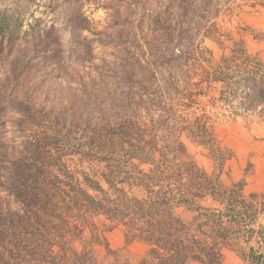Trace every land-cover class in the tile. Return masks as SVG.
Masks as SVG:
<instances>
[{"label": "trees", "instance_id": "16d2710c", "mask_svg": "<svg viewBox=\"0 0 264 264\" xmlns=\"http://www.w3.org/2000/svg\"><path fill=\"white\" fill-rule=\"evenodd\" d=\"M240 1L264 9V0H128L138 11L115 10V30L104 34L82 5L110 11L118 0H42L50 23L28 12V0H0V103L19 134L17 143L0 138V264H97L96 246L115 252L93 226L120 227L128 243L144 244L137 264H221L228 242L246 243V230L252 238L243 183L210 179L179 140L186 133L227 162L213 139L217 112L235 119L264 109V65L253 63L243 41L250 29L237 27L236 43L211 21L238 16ZM100 38L111 50L102 67L92 54ZM223 38L234 44L231 59L214 63L201 40ZM84 62L96 76L80 73ZM204 98L201 113L177 114ZM73 160L92 171L79 180ZM206 198L223 210L202 206ZM179 208L195 216L186 221ZM95 216L103 222L90 223ZM84 228L90 250L68 256V239ZM263 255L250 249L251 264Z\"/></svg>", "mask_w": 264, "mask_h": 264}, {"label": "rangeland", "instance_id": "374dc122", "mask_svg": "<svg viewBox=\"0 0 264 264\" xmlns=\"http://www.w3.org/2000/svg\"><path fill=\"white\" fill-rule=\"evenodd\" d=\"M239 3L243 6L236 10V12L240 13L238 16L230 18L220 15L211 21L213 24L217 25V28H220L222 32L228 33L231 39H234L235 42L239 41L240 36L237 34L235 29L237 27L242 29V27L247 26L250 29L249 34L251 35L243 36L245 49L247 48V51L250 54L249 56L251 57L250 59L253 60L254 64L262 63L264 65V9L251 10L245 5V2L240 1ZM44 5L48 6L49 8L47 2H42V0H28L27 10L29 13H33L35 16H40L41 13H44L43 16L45 21L50 23L51 19L54 18L52 14L53 12H46L48 10L44 9ZM99 5H101L100 2H90L88 4L82 5V7L85 13L93 20L96 26L95 30L103 31L104 34L110 33L108 31V27H110L112 31L115 30L114 19L111 17V14L115 10L121 9V13H123L125 16L131 15L133 11H138L136 10L138 9L137 5L129 4L128 0H118V2L114 3L112 6L117 8L114 10L111 9L110 11L103 10L99 7ZM146 8H148V6H146ZM212 23L208 24V26H210ZM64 35L66 42L68 36L65 33ZM87 36L92 42L98 39L96 34L94 35L93 32H91V35L87 34ZM100 41L101 44L95 47L94 53L92 54L94 58V64L102 67L104 62L101 65L100 60L106 59L108 62V55L111 53V50L108 49L106 45H102V43L108 41V38H105L103 41L101 39ZM139 41L141 44H143L142 37H139ZM201 43L202 49H207V51L212 53L214 63L222 62L225 59H231L229 58L230 50L234 48V44L230 42L228 38H223L220 43H216L215 41L211 40H201ZM226 63L227 65H232L229 61ZM88 65L90 64H86L84 62V67H82L83 70L80 73H92V76H96V70L95 73L93 71H89ZM262 69V73H264V66ZM207 93L213 97L218 94L217 91H215L214 95H211L212 92L209 93L208 88ZM206 102H208V99L204 98V104L202 105H192L189 106V108L185 107L181 110L177 109V114L184 116H188L191 113L199 114L201 113L200 107H203ZM220 112L221 111L217 112V114L220 116L214 124L212 134L213 139L215 140V146L219 144L221 149H224L222 147L230 148V150H227V154H224V152L222 155L223 158H229L227 162L224 161L222 163L221 160H218V157L212 152L210 146L199 144L186 133H182L179 136V140L191 161L210 179L219 175L221 183L226 187H230V183L232 182V179H234L233 176H242V180L243 177L246 176V184L249 183L250 185H256L258 183L257 185L260 188L257 192L252 189H246V208L241 207L242 210H246V217H248L246 220V225H248L253 217H264V109L263 111L257 113H249L246 114V116L235 118L236 120L234 118L223 117L224 114L221 115ZM12 115L13 114L11 113L10 109L0 103V138L6 137V139L9 138V140L11 139L17 143V137H19V134L17 128L15 129L12 127L13 121L10 119V117H14ZM215 118H217V115L214 117V119ZM240 141L246 143V162L242 159H239L237 156V154H240V148L238 146H242ZM91 168L88 167V164L86 163L81 164L75 160L69 162L70 171L79 180L82 179L81 171L90 173L92 171ZM102 186L105 190H108V186L106 184L102 183ZM232 190L234 191V196H236L238 193L237 189ZM92 195L96 198L100 197L97 193H92ZM200 204L204 207L223 210V206L219 205L217 202L209 200L208 198L202 199ZM176 214L186 221H190L192 217L195 216L194 212L185 208L176 209ZM89 220L90 223L97 225L98 223L100 224V222H103L102 217L97 216L90 217ZM108 225L109 224L106 223L105 227ZM92 230L96 234H98L99 231L101 234L100 238H104L103 243L105 242L107 245H109L110 250L115 252V255H106L103 250L104 248L102 247L104 244L101 242L103 245L99 247L96 246V249L93 252L96 258L94 262L97 264H110L113 262L114 258L117 260L115 264H123L124 260H126L129 264H137V262L147 252V247L144 244L138 242L128 243V240L125 238V234L120 227L106 233L102 232V226H98V228L93 226ZM89 231L90 228H84L80 235H77V232H74L68 239L63 251L71 257L73 254L77 255L83 252L82 249L84 245H87V248L89 249L90 246L88 243L93 241H90ZM246 235L248 236L247 230ZM257 235L259 237V241L257 242L261 243V254L264 252V243L263 239H260V234L257 233ZM232 243L235 247L236 243H240V241ZM228 244V246L231 245L229 242ZM262 259H264V255Z\"/></svg>", "mask_w": 264, "mask_h": 264}, {"label": "crops", "instance_id": "0c3cea01", "mask_svg": "<svg viewBox=\"0 0 264 264\" xmlns=\"http://www.w3.org/2000/svg\"><path fill=\"white\" fill-rule=\"evenodd\" d=\"M246 51H247V48H246ZM247 54L250 55L248 53V51H247ZM241 143H242V146L241 145L238 146L240 148V154H237V156L239 159H242L246 162V146H245L246 143H243V141ZM222 148H224L226 150H230L229 147H222ZM241 153H242V155H241ZM233 178L234 179H232L230 186L233 183L242 182L243 183L242 194L244 195V197L246 196V189H249V190L252 189V190L257 192L260 188L257 185L258 183L256 185H254V184L250 185L249 183L246 184V176L243 177V180H242V176H238V177L233 176ZM249 228L254 230L253 237L248 238V236L246 235V243H242V241H241L240 244L238 245V247H236V246L234 247L232 241H230L229 243H231V245L226 246L222 250V262H221V264H251V261L249 260V250L253 249V251L255 252L256 255L260 254L261 243L257 242V241H259V237H258L257 233L259 231H264V217H255L253 222L250 224ZM239 248L241 250L240 253L238 251H236V249L239 250ZM189 264H199V263L190 262ZM261 264H264V259H262Z\"/></svg>", "mask_w": 264, "mask_h": 264}]
</instances>
